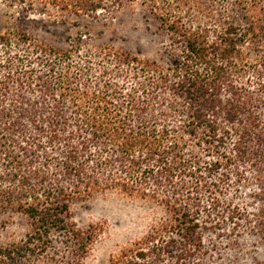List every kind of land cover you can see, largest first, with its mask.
Masks as SVG:
<instances>
[{
    "label": "trees",
    "instance_id": "16d2710c",
    "mask_svg": "<svg viewBox=\"0 0 264 264\" xmlns=\"http://www.w3.org/2000/svg\"><path fill=\"white\" fill-rule=\"evenodd\" d=\"M0 3L16 9L0 11V211L28 223L0 264H60L59 235L82 264L99 230L77 227L71 202L110 189L162 208L110 264H215L241 221L264 229V0ZM134 8L157 57L92 45L101 16ZM241 187L249 218L227 195Z\"/></svg>",
    "mask_w": 264,
    "mask_h": 264
},
{
    "label": "rangeland",
    "instance_id": "374dc122",
    "mask_svg": "<svg viewBox=\"0 0 264 264\" xmlns=\"http://www.w3.org/2000/svg\"><path fill=\"white\" fill-rule=\"evenodd\" d=\"M0 11L9 13L16 9L0 3ZM118 15L112 19L101 16L91 31L92 45L108 43L115 48H129L144 57H157L161 49L160 39L152 33L150 22L139 8ZM62 36H65L64 30H43L35 34L38 39L43 38L58 45H63ZM249 194L250 190L245 187L227 193L236 196V204L240 205L247 218L260 212L259 205L253 203ZM70 207L72 221L77 227L93 225L99 230L98 237L82 258V264H110L123 250L135 247V242L162 216V208L157 202L130 197L115 189L74 199ZM27 230L28 223L23 214L11 210L0 211V246L21 239ZM238 230L235 236L215 240L214 263L264 264V229L250 228L248 222L241 221ZM55 238L54 253L59 263L73 264L71 249L64 237L59 235Z\"/></svg>",
    "mask_w": 264,
    "mask_h": 264
}]
</instances>
